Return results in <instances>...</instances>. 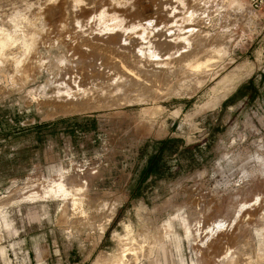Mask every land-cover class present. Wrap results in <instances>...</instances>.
Listing matches in <instances>:
<instances>
[{"label":"rangeland","instance_id":"374dc122","mask_svg":"<svg viewBox=\"0 0 264 264\" xmlns=\"http://www.w3.org/2000/svg\"><path fill=\"white\" fill-rule=\"evenodd\" d=\"M193 3L0 0V264H264V10Z\"/></svg>","mask_w":264,"mask_h":264},{"label":"bare ground","instance_id":"6f19581e","mask_svg":"<svg viewBox=\"0 0 264 264\" xmlns=\"http://www.w3.org/2000/svg\"><path fill=\"white\" fill-rule=\"evenodd\" d=\"M181 1V3H183V1L184 0H180ZM194 1V3H193V5H191L190 7H192L191 9H189L188 10V15L192 18L193 16V14L195 13H197V12H200V13H203V11L201 10V11H199L200 9H206V7L209 5V3L211 2V0H193ZM188 7V6H187ZM189 8V7H188ZM190 19V18H189ZM204 22V20H199L198 22H200V24H202L203 22ZM206 24V23H205ZM191 30V29H190ZM192 31L193 32H196V35H195V37H192L191 39H190V41L192 40V41H195V44L197 45L193 50H192V53H190V54H188V55H190V56H194V57H196V56H198L199 54H200V56H202V52H205L206 51V44H207V42L208 41H210V39L211 38H209L210 36H208V34H206V33H204V31H202V30H197V29H192ZM195 34V33H194ZM145 37L144 38H147V34L145 33V35H144ZM195 38V39H194ZM193 43V42H192ZM208 44H209V42H208ZM3 45L5 46L6 44L5 43H3ZM193 46H194V44H193ZM208 46V48L210 47L209 45H207ZM2 47V46H1ZM212 48V47H211ZM110 50V49H109ZM207 50H210V49H207ZM191 52V51H190ZM119 54H120V52H118ZM153 53V52H152ZM210 57H212L211 55H209ZM114 57H118V58H120L119 60H120V65H121V67H120V65L119 66H117V68L119 69V70H122L123 72L125 71V72H127L128 73V75H127V77L129 76V75H131V76H133L134 78H136V79H138V77H140V74L138 73V72H136V71H134L133 69H131L130 67H128L127 65H126V63L124 62V60H123V58H121V56L120 55H113L112 56V58H113V60L115 59ZM207 56H205L204 57V60H203V63L201 62V61H192L191 59H188V58H181L179 61H178V63L175 65V63L174 62H170V58L168 57L166 60H168V62H164V64L166 63L169 67H170V69H171V72L179 79V80H181V81H183V83H184V79H187L186 77H189L188 75L190 74L189 72L190 71H192V72H199V71H201V69H203V65L202 64H204L205 66H207L206 65V58ZM209 58V57H208ZM199 60V59H198ZM166 64H165V66H166ZM173 64H174V66H173ZM112 70H115V69H112ZM142 70V69H141ZM117 71V70H116ZM114 72V71H113ZM123 72H122V74H123ZM124 72V73H125ZM127 73H125V74H127ZM142 73V72H141ZM168 73H164V74H160L161 75V78L163 79H165V78H167L168 77V75H167ZM158 76V75H157ZM122 77V76H121ZM168 79V78H167ZM134 80V79H133ZM180 81V83H182ZM90 90V89H89ZM89 90H87L85 93H87ZM92 94V93H91ZM95 94V93H94ZM89 96V95H88ZM95 96H96V94H95ZM63 188V187H62ZM62 188H59V191H61L62 190ZM61 193V192H60ZM144 243V242H143ZM142 243V245H141V247H139L140 249H141V251L143 252V254L144 255H146V256H148V255H150L151 254V250L152 249H150L149 247H147V246H145L144 244ZM147 243V242H146ZM147 245V244H146ZM140 251V250H139ZM132 252V250L130 249V248H122L121 249V251H120V253L116 256V259L115 260H113V261H107V259H103V258H101V259H99V261H98V264H130L131 263V260L132 259H135L134 257L132 258L131 256L133 255V256H137V255H135L136 253H131ZM140 253V252H139ZM115 258V257H114ZM137 258H139L138 256H137ZM138 260V259H137Z\"/></svg>","mask_w":264,"mask_h":264},{"label":"built area","instance_id":"2783aa9c","mask_svg":"<svg viewBox=\"0 0 264 264\" xmlns=\"http://www.w3.org/2000/svg\"><path fill=\"white\" fill-rule=\"evenodd\" d=\"M249 4L250 12L257 14L258 12L264 10V0H247Z\"/></svg>","mask_w":264,"mask_h":264}]
</instances>
